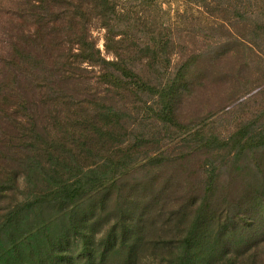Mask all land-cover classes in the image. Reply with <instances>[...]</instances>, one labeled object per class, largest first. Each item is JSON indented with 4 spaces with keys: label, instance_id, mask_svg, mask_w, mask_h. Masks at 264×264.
Returning <instances> with one entry per match:
<instances>
[{
    "label": "trees",
    "instance_id": "trees-1",
    "mask_svg": "<svg viewBox=\"0 0 264 264\" xmlns=\"http://www.w3.org/2000/svg\"><path fill=\"white\" fill-rule=\"evenodd\" d=\"M236 1L243 18L246 1ZM166 14L162 0H0V200L12 199L0 207V264H143L147 251L159 249L168 258L156 264H243L239 257L264 241L240 238L255 232L248 209H210L220 158L222 167L252 172L247 203L264 221V107L233 121L227 108L217 119L180 122L181 100L232 48L212 41L187 53ZM254 21L259 39L264 18ZM95 27L104 31L102 49ZM79 81L90 90L81 92ZM141 108L148 117L139 120ZM147 120L158 124L148 136L138 133ZM160 127H175L181 158L203 152L208 169L201 196L181 216L188 218L182 231L151 239L145 225L155 200L140 193L154 184L127 179L172 161L163 151L141 156ZM51 209L65 215L56 232L40 219ZM257 258L250 264H264V255Z\"/></svg>",
    "mask_w": 264,
    "mask_h": 264
},
{
    "label": "rangeland",
    "instance_id": "rangeland-1",
    "mask_svg": "<svg viewBox=\"0 0 264 264\" xmlns=\"http://www.w3.org/2000/svg\"><path fill=\"white\" fill-rule=\"evenodd\" d=\"M216 1L207 0L206 3H200L197 0H162L163 8L166 11L165 21L167 28L172 33V37L176 41H180L186 47L187 53L203 50L206 44L212 41L224 42L232 48L204 80V84L186 94L178 105V120L182 123H188L198 117L206 114H212L210 119H217L223 109L227 108L231 112L227 115L233 121L236 116H251L259 109L264 107V36L257 39L256 33L258 22L254 21L256 17L264 18V4L259 0L246 1L240 10L247 13L241 18L237 12L238 6L236 0H222L220 6ZM257 30V32H255ZM103 30L95 27L92 28V35L97 40L98 46L103 48ZM0 28V38H1ZM244 40L240 44L238 41ZM178 54H172V59L176 61ZM86 76L93 74L90 66L83 73ZM26 82H24L25 84ZM23 84V85H24ZM76 87L82 92L90 90V85L78 82ZM45 106H38L41 115L48 116ZM132 107V104H129ZM148 117L145 109L141 108L138 119ZM225 122H223L224 124ZM234 124L233 122H231ZM220 123H216L219 127ZM152 125L151 120L141 122V132L144 135L152 133L157 128ZM149 129H153L149 131ZM159 128V139L154 138V144L151 148H145L142 155H153V151H163L172 160L170 163L157 168H144L138 173L128 177L127 183L133 184H154L152 189L140 193L145 196L148 201L155 200L152 207L154 209V217L152 221H146L147 238L164 239L173 238L176 233L182 231L187 224L188 218L181 217L184 213L188 214L190 203L202 194L203 179L206 177L205 165L206 155L203 152L195 153L188 157L184 143H179L180 135ZM169 134L173 139L169 138ZM154 137V135L152 136ZM156 140V142H155ZM158 141V142H157ZM181 158V159H180ZM226 160L218 158L216 163L220 165L219 178L212 195L211 210L217 213L218 209H237L239 215L246 212L248 216L254 217L255 232L251 234V228L246 236H241L243 240L252 241L255 239H264V221L259 218V207L249 201V195L255 188L256 181L252 172L242 169H236L234 165ZM243 166V165H242ZM247 167V166H246ZM251 191V192H250ZM93 197L91 200H96ZM11 198L0 200V207H5ZM90 201H86V204ZM248 204L247 207L239 206L240 204ZM110 202L106 204V212L110 210ZM145 218L150 219V213ZM47 223H52V231H59L65 223L64 213L57 210H46L40 218ZM145 224V220L142 221ZM214 225V224H213ZM215 226V225H214ZM57 229V230H56ZM254 235V236H253ZM149 240V239H148ZM147 255L151 254L143 264H156L159 260L167 259L164 252L159 250H149ZM264 255V241L258 246H254L250 251L246 252L239 263L250 264L252 260H258L257 256ZM255 257V258H254ZM155 259L156 261H153ZM166 260L162 261L165 263Z\"/></svg>",
    "mask_w": 264,
    "mask_h": 264
}]
</instances>
